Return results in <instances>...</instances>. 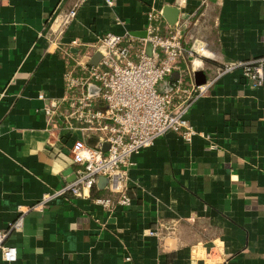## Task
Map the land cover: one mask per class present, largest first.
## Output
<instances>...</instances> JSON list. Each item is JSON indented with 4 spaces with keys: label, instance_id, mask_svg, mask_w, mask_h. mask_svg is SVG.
Listing matches in <instances>:
<instances>
[{
    "label": "crops",
    "instance_id": "obj_1",
    "mask_svg": "<svg viewBox=\"0 0 264 264\" xmlns=\"http://www.w3.org/2000/svg\"><path fill=\"white\" fill-rule=\"evenodd\" d=\"M74 4L76 18L57 34L52 18ZM165 6L178 8L184 45L206 50L195 70L182 58L168 81H195L197 70L212 78L222 64L264 55V0H0V232L17 248L13 261L0 249V264H264V84L239 69L192 105L189 140L168 132L133 156L130 206L96 203L105 186L91 198L53 195L85 137L62 115L48 130L44 105L64 94L61 50L74 44L81 56L76 40L108 31L137 36ZM170 27L162 15L160 31Z\"/></svg>",
    "mask_w": 264,
    "mask_h": 264
},
{
    "label": "built area",
    "instance_id": "obj_2",
    "mask_svg": "<svg viewBox=\"0 0 264 264\" xmlns=\"http://www.w3.org/2000/svg\"><path fill=\"white\" fill-rule=\"evenodd\" d=\"M77 13L78 4H74L67 12L56 14L51 20L56 25L55 32L62 33ZM161 18L162 10L149 11L145 37L108 31L92 43L76 40L74 43L85 49L81 56L71 52L74 44L61 50L67 60L64 94L48 98L44 105L48 130L54 133L58 127L56 118L62 115L65 127L79 128L85 137L74 140L71 148L74 167L62 171L64 186L53 195L71 192L77 197L91 198L99 177L106 176L109 196L96 197L94 201L111 210L118 205L130 206L128 179L133 156L168 132L187 140L196 134L188 112L225 74L239 69L246 81L256 86L264 84V55L222 64L215 76L201 84L186 81L183 76L168 81L175 70H182V58L189 57L195 70V60L206 50L205 45L199 49L194 43L184 45V22H176L167 33H162ZM96 52H100L101 58L91 64ZM40 97L45 98L43 94ZM93 137L97 138L94 144L88 141ZM105 143L109 144L106 150ZM50 195L46 193L32 208L43 207ZM21 222L20 216L9 228H18ZM6 235L7 232H0L2 257L13 261L17 248L3 243Z\"/></svg>",
    "mask_w": 264,
    "mask_h": 264
},
{
    "label": "water",
    "instance_id": "obj_3",
    "mask_svg": "<svg viewBox=\"0 0 264 264\" xmlns=\"http://www.w3.org/2000/svg\"><path fill=\"white\" fill-rule=\"evenodd\" d=\"M162 15L165 16L168 20V22L173 25L178 21V15H179V11L178 8L173 7V6H165L162 10ZM147 35L146 30L139 33L137 36L138 37H145ZM151 51V44L148 43V53H150ZM101 58V54L100 52H96L93 57L90 60L91 64H96L99 59ZM206 80V73L202 70H197L195 72V82L197 84H201L204 83ZM91 88L94 89L95 85L91 84ZM97 89V87H96ZM108 143H105L103 148L104 150H106L108 148ZM108 182V178L106 176H100L97 185L101 188H103Z\"/></svg>",
    "mask_w": 264,
    "mask_h": 264
},
{
    "label": "trees",
    "instance_id": "obj_4",
    "mask_svg": "<svg viewBox=\"0 0 264 264\" xmlns=\"http://www.w3.org/2000/svg\"><path fill=\"white\" fill-rule=\"evenodd\" d=\"M97 186H95V188H96Z\"/></svg>",
    "mask_w": 264,
    "mask_h": 264
},
{
    "label": "rangeland",
    "instance_id": "obj_5",
    "mask_svg": "<svg viewBox=\"0 0 264 264\" xmlns=\"http://www.w3.org/2000/svg\"><path fill=\"white\" fill-rule=\"evenodd\" d=\"M191 45V44H190ZM196 54V53H195Z\"/></svg>",
    "mask_w": 264,
    "mask_h": 264
}]
</instances>
